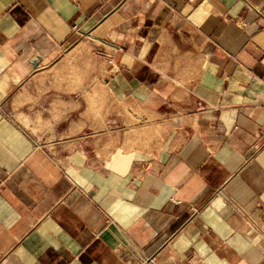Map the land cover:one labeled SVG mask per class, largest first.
Returning a JSON list of instances; mask_svg holds the SVG:
<instances>
[{"label":"crops","instance_id":"crops-1","mask_svg":"<svg viewBox=\"0 0 264 264\" xmlns=\"http://www.w3.org/2000/svg\"><path fill=\"white\" fill-rule=\"evenodd\" d=\"M0 264H264V0H0Z\"/></svg>","mask_w":264,"mask_h":264}]
</instances>
